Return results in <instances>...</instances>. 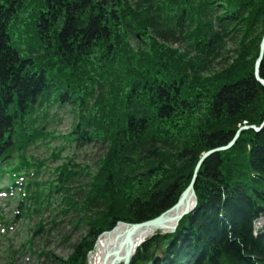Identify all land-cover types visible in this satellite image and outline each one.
<instances>
[{
  "label": "trees",
  "instance_id": "16d2710c",
  "mask_svg": "<svg viewBox=\"0 0 264 264\" xmlns=\"http://www.w3.org/2000/svg\"><path fill=\"white\" fill-rule=\"evenodd\" d=\"M229 33L240 36L237 56L214 72ZM263 34L264 0H0V176L40 168L27 145L58 136L44 130L52 106L74 114L66 145L105 146L95 171L73 159L58 167L47 195L31 182L24 199L35 208L22 200L18 210L30 217L41 197L62 191L64 207L82 214L91 232L62 264H87L118 221L170 208L204 151L262 122L253 68ZM81 176L90 181L77 200L67 185ZM194 188V212L174 234L141 244L130 264L152 260L154 241L174 236L154 264H264V227L254 231L264 218V128L209 156Z\"/></svg>",
  "mask_w": 264,
  "mask_h": 264
},
{
  "label": "rangeland",
  "instance_id": "374dc122",
  "mask_svg": "<svg viewBox=\"0 0 264 264\" xmlns=\"http://www.w3.org/2000/svg\"><path fill=\"white\" fill-rule=\"evenodd\" d=\"M234 35L235 34L229 33L225 38L224 45L220 48L219 56H217L210 65L212 71L216 72L221 69L223 70V68L229 65L232 59L237 56L236 48H238L240 36L237 34V37H233ZM139 36L140 35L137 34L138 38ZM181 42L182 41L172 42V46H179L182 49H185L182 47L183 45L181 46ZM260 44L261 43L258 44L259 52ZM192 51L194 50L192 49ZM258 57L259 53L255 59L253 71H255V64ZM261 63L262 61L259 65V75ZM254 79L256 80L255 76ZM73 122H75L74 114H71L68 108L52 106L49 110V117L44 130L51 131L53 129L58 136L53 138L49 143L37 141L36 143L34 142L27 145L26 155L32 156V158L36 160L43 161L39 171L30 177L31 179L38 180L42 184L37 189L42 190V193H46V195L51 187V183L54 182L58 176V167L66 161L73 159L74 163L81 166H89L90 170L95 171L97 158L105 151V146L96 141H90L83 145H77L75 142H72L61 148L64 141L62 136L71 131ZM249 125L250 124H246V126ZM253 126L257 128L259 127L261 131L264 128V118L261 125L254 124ZM245 130L248 129H244L238 133L236 141L240 134ZM237 131L232 139L235 137ZM232 139L230 141H232ZM227 144L228 143L222 146L224 147ZM211 149L213 148H210L209 150ZM226 150H220L213 154ZM207 151H204L202 154ZM207 158L197 169L195 178H197L199 171ZM197 163L198 161L194 166L193 175ZM88 181H90V179L84 176L74 178V180L71 179V183L67 186L70 189V193L74 194L75 199H81L79 192H82L81 189L83 190L86 188ZM9 183L10 181L7 176H3L2 179H0V215H2L7 222L3 223L0 219V264H62L73 254L75 248L84 240V238L90 234V225L85 221L80 222L79 218L82 217V214L79 213L78 210H67V208L64 207L62 201L65 197L61 194L62 191H53L49 199H47V197H41L43 203L38 208L40 210L32 212L30 217L23 216L22 218V215L17 212L20 199L18 188H13L11 192H5L2 189L6 188ZM78 188H80L79 191ZM22 191L24 190L22 189ZM25 205H29L31 209L35 208V204L28 203V201H26ZM255 226L257 228L263 227V219L258 220ZM182 241L183 240H178V243ZM95 244L93 249L87 255V264H89V257L95 249ZM8 252H10V255L7 254ZM183 263L185 264V262H182V264ZM140 264H145V262H141Z\"/></svg>",
  "mask_w": 264,
  "mask_h": 264
},
{
  "label": "water",
  "instance_id": "95a60500",
  "mask_svg": "<svg viewBox=\"0 0 264 264\" xmlns=\"http://www.w3.org/2000/svg\"><path fill=\"white\" fill-rule=\"evenodd\" d=\"M263 55H264V36L260 44L259 57L256 61L255 71H254V76L256 80L264 87V79L261 78L259 75V65L260 62L262 61ZM249 128L255 131H260L259 127L257 128L253 125L250 126L243 125L239 128L232 141H230L226 146L213 148L202 154L196 165L195 172L193 175V180L187 186V188L179 195L176 203L172 205L170 208H168L158 216L146 221H142L138 223H127L121 221L117 222V225L122 224L125 226L123 230V235L125 234V236L120 239L118 245H116L112 250H110L111 252L110 255H112L111 258L107 259L105 257L101 264H117L120 261L122 262V264H129L131 256L134 254L133 251H135L134 249L135 246L145 241V238L142 237L143 234L145 235L148 234L147 237L150 238L155 234V231L153 232V230H158L159 228L162 227L163 224L171 223V222H174L175 225L171 231H166V232H173L179 220L183 216L189 214L197 204L196 192L194 189V180L196 177V171L199 168V166L209 155L218 152L220 150H226L229 147H231L235 143L238 133L244 129H249ZM186 197H188L189 200L186 201L185 200ZM171 242L172 240L166 239L163 240L162 243L160 244L156 243L152 248L151 254H154L157 249L159 251H161L162 249H166ZM152 263L153 262H148L147 264H152Z\"/></svg>",
  "mask_w": 264,
  "mask_h": 264
},
{
  "label": "bare ground",
  "instance_id": "6f19581e",
  "mask_svg": "<svg viewBox=\"0 0 264 264\" xmlns=\"http://www.w3.org/2000/svg\"><path fill=\"white\" fill-rule=\"evenodd\" d=\"M263 57H264V55H263ZM259 125H261V123ZM192 180H193V177L190 179L189 184L191 183ZM196 181H197V178H195V180H194V185H195ZM185 200L187 201V200H189V198L186 197ZM262 219L264 220V218H262ZM174 225H175L174 222L166 223V224H163L162 227L159 228L158 230H160L162 232L171 231L173 229ZM124 228H125L124 225L119 224L113 230L105 232L99 236V238L97 239V242H96L95 249L92 251V253L89 257V264H101L105 257L107 259L111 258L112 255H110L111 254L110 250H112L116 245H118L120 239L125 236V234L123 235ZM158 230H153V232L154 231L156 232ZM148 233H150V232H148ZM147 235L148 234H146V235L143 234L142 237L146 238ZM139 246H140V244L136 245L134 248L135 251H133V252H136V249ZM108 252H109V254H108ZM117 264H121V263L118 262Z\"/></svg>",
  "mask_w": 264,
  "mask_h": 264
}]
</instances>
